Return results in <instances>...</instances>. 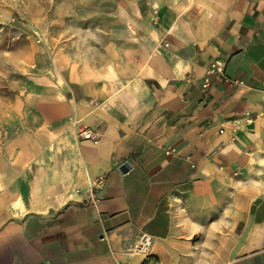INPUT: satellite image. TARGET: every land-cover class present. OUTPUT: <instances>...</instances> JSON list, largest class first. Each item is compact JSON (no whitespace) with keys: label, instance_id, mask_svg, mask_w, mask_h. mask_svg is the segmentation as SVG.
I'll return each instance as SVG.
<instances>
[{"label":"crops","instance_id":"crops-1","mask_svg":"<svg viewBox=\"0 0 264 264\" xmlns=\"http://www.w3.org/2000/svg\"><path fill=\"white\" fill-rule=\"evenodd\" d=\"M82 1L0 126V264H264V0Z\"/></svg>","mask_w":264,"mask_h":264},{"label":"rangeland","instance_id":"rangeland-1","mask_svg":"<svg viewBox=\"0 0 264 264\" xmlns=\"http://www.w3.org/2000/svg\"><path fill=\"white\" fill-rule=\"evenodd\" d=\"M80 2V3H79ZM82 0H0V126L25 91L42 33L56 22L83 18ZM97 7V6H92ZM67 23V22H66ZM29 83V82H28ZM1 150V149H0ZM2 152V150H1Z\"/></svg>","mask_w":264,"mask_h":264},{"label":"built area","instance_id":"built-area-1","mask_svg":"<svg viewBox=\"0 0 264 264\" xmlns=\"http://www.w3.org/2000/svg\"><path fill=\"white\" fill-rule=\"evenodd\" d=\"M41 41H42L41 39H38V42H41ZM225 67H226L225 62L221 60H217L210 65L208 72L202 81L203 90H207L211 87L213 75L220 74V75L225 76ZM225 82L232 88L242 87L245 85V83L241 80L231 79L228 77H225ZM81 136L87 140L93 139V134L90 131L81 133ZM151 248H152L151 238H149L148 236H142L137 242V244L135 245L134 250L136 252L149 254L151 251Z\"/></svg>","mask_w":264,"mask_h":264},{"label":"water","instance_id":"water-1","mask_svg":"<svg viewBox=\"0 0 264 264\" xmlns=\"http://www.w3.org/2000/svg\"><path fill=\"white\" fill-rule=\"evenodd\" d=\"M121 170L124 172V173H127L129 171V168H128V165L125 164L122 166Z\"/></svg>","mask_w":264,"mask_h":264}]
</instances>
